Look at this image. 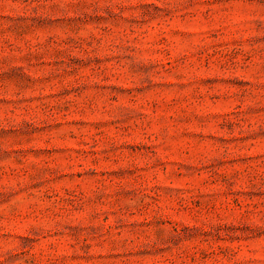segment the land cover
Masks as SVG:
<instances>
[{
	"label": "rangeland",
	"instance_id": "rangeland-1",
	"mask_svg": "<svg viewBox=\"0 0 264 264\" xmlns=\"http://www.w3.org/2000/svg\"><path fill=\"white\" fill-rule=\"evenodd\" d=\"M0 264H264V0H0Z\"/></svg>",
	"mask_w": 264,
	"mask_h": 264
}]
</instances>
